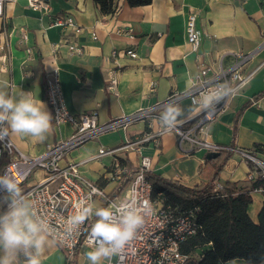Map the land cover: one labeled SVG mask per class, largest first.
I'll return each instance as SVG.
<instances>
[{
    "label": "crops",
    "instance_id": "crops-1",
    "mask_svg": "<svg viewBox=\"0 0 264 264\" xmlns=\"http://www.w3.org/2000/svg\"><path fill=\"white\" fill-rule=\"evenodd\" d=\"M46 2L50 15H70L81 32L63 34L59 28L51 27L47 13L32 11L26 0H5L0 19V90L12 96L20 91L30 92L50 113L44 84L46 77L55 72L68 110L74 115L96 112L99 123L155 104L172 92H184L186 80L194 78L201 64L212 70L226 66L232 61V53H248L264 38V0H152L150 5L137 8L118 0L119 11L112 17L101 15L92 0ZM190 13L196 14V28L201 34L196 53L186 39L185 22ZM3 23L7 27L6 42L1 29ZM23 33L24 42L21 41ZM72 44L80 48V54L68 51L67 45ZM124 49H132L136 58L120 54L113 62L111 51ZM260 64L254 77L230 100L227 109L207 131L213 143L264 157V94L260 95L264 90V47L246 65L245 72ZM108 70L116 73L117 95L105 88ZM181 105L191 104L183 100ZM197 114L193 112L189 118ZM157 129L155 122L151 130L145 122H138L124 131L103 134L71 151L64 162L82 163L79 166L82 176L110 194L118 184L108 179L114 160L124 161L133 169L139 161L134 150L121 148L128 141ZM71 131V126H55L51 121V129L43 142L10 130L7 137L21 154L36 156L64 140ZM100 148L115 152L112 156L92 159ZM140 150L150 159L151 174L186 187L206 183L212 172L204 164L210 153L192 151L186 143L179 149L174 133H165L157 144L144 143ZM250 170L248 160L232 155L225 161L214 185L219 184L223 189L233 185L235 191L249 190L251 185L246 176ZM41 178L42 173L37 171L25 185H33ZM250 196L248 215L256 221L264 195L251 193ZM4 211L6 205L0 203V213ZM89 250L79 246L70 264H89L83 255ZM66 258L54 243L46 246L41 257L42 264H67ZM22 261L20 257L17 264Z\"/></svg>",
    "mask_w": 264,
    "mask_h": 264
},
{
    "label": "built area",
    "instance_id": "built-area-1",
    "mask_svg": "<svg viewBox=\"0 0 264 264\" xmlns=\"http://www.w3.org/2000/svg\"><path fill=\"white\" fill-rule=\"evenodd\" d=\"M27 6L32 11L47 13L50 17L51 27L59 28L64 34L67 31L73 34L81 32L70 15H50L49 6L46 0H26ZM5 0H0V19L3 18ZM264 18V11H263ZM4 34V41H7V27L3 23L1 27ZM186 39L192 52H197L201 34L196 28V14L190 13L185 22ZM120 33L125 34L124 30ZM95 39V35H91ZM26 40V35H21V41ZM264 47V38L260 45L248 53H232V61L226 66L220 65L216 70L210 69L207 65L201 64L194 78L201 85H211L227 80L235 89L234 93L224 100L217 108L213 119L201 123V115L197 114L196 119L188 118L180 125V131L184 136L175 134L177 146L182 149L183 144H188L190 149L203 150L206 153L216 154L219 151H229L232 155H237L241 159L251 163V170L246 176L247 182L251 185L249 193H259L264 195V157H259L257 153L242 151L231 146H222L209 141L208 126L217 119L228 107L230 100L236 96L243 87L254 77L262 64L255 69L245 72L246 65L254 59L258 52ZM71 53L80 54L81 50L75 44L67 45ZM128 58H136V53L132 49L112 50L110 58L113 62L119 55ZM45 101L49 107L52 123L55 126L68 125L72 131L68 137L55 144L48 146L45 151L36 156H26L18 152L13 143L7 137L0 141V175L7 170L19 180L21 193L27 199L33 201L38 214L44 215L60 231L67 216L73 214L75 205L82 199H89L94 209L98 207H109L127 202L128 198L143 201L149 200L154 212L145 217L143 227L138 230L132 241L126 245L125 249L118 255L107 259L106 264H184L185 256L179 251V244L186 238L196 233L198 223L196 215L198 209L194 208L183 213L175 212L169 206H164L161 200V192L154 198L153 186L147 178L150 169V159L142 155L141 146L147 142L158 143V139L165 133L159 128L153 132H148L139 136L121 149L134 150L138 157V165L134 168L129 177V182L125 188L122 199L116 201V196H111L95 182L82 176L79 166L82 163L64 162L65 157L73 150L82 147L88 142L96 140L99 136L118 130H126L129 126L138 122H145L147 128L151 130L153 123H157L155 117L170 99H176L180 103L188 100L195 107L193 101L184 92H172L164 100L156 102L147 107L140 108L133 113L121 115L120 117L98 122L96 112L82 115L72 114L65 103L61 90L60 80L54 72L45 79ZM105 88L112 95H117L116 73L112 70L106 72ZM115 151L100 148L92 159L103 156H112ZM253 168V170H252ZM112 171L108 179L118 183L127 173L126 164H121L117 159L112 164ZM42 173V178L35 184L27 186L25 183L33 172ZM219 184L214 185V192L222 190ZM95 190V191H94ZM4 193L0 191V197ZM95 217L88 219L81 225L79 231L67 240H56L54 244L64 253L71 256L79 246L89 247L88 234L91 223Z\"/></svg>",
    "mask_w": 264,
    "mask_h": 264
},
{
    "label": "clouds",
    "instance_id": "clouds-1",
    "mask_svg": "<svg viewBox=\"0 0 264 264\" xmlns=\"http://www.w3.org/2000/svg\"><path fill=\"white\" fill-rule=\"evenodd\" d=\"M227 80L211 85H201L196 78L186 80L185 95L192 105L182 106L176 99H170L155 117L163 133L180 131L186 119L193 112L201 115V123L214 118L218 106L234 93ZM52 116L41 101L32 98L31 93L20 91L9 95L0 90V141L11 133L30 137L43 142L51 129ZM19 180L7 170L0 175V203L6 211L0 213V264H42L46 246L56 240H67L77 233L84 222L95 217L91 223L88 241L90 250L83 255L89 264H101L120 254L134 239L144 223L145 217L153 214L149 200L138 201L131 196L127 202L109 207H93L89 199H82L75 205V211L64 219L62 231L58 230L46 216L36 212L33 201L21 193ZM95 191V190H94Z\"/></svg>",
    "mask_w": 264,
    "mask_h": 264
},
{
    "label": "trees",
    "instance_id": "trees-1",
    "mask_svg": "<svg viewBox=\"0 0 264 264\" xmlns=\"http://www.w3.org/2000/svg\"><path fill=\"white\" fill-rule=\"evenodd\" d=\"M92 1L103 16L112 17L119 11L118 0ZM124 1L130 8L148 6L152 2ZM262 94L264 90L260 93ZM256 149L259 150L258 147ZM231 156L229 151H219L216 157L206 159L204 164L212 169L211 175L206 183L193 187L167 181L147 172L154 198L161 192L159 199L164 206L179 213L198 209L196 233L179 244L180 253L186 257L184 264H264V201L256 221H253L248 215V206L252 201L249 190L235 191L233 185L225 186L218 195L213 190L218 174ZM120 163L125 164L124 161ZM133 171L128 166L126 175L110 193L111 196L118 195L126 188ZM195 252L200 253L197 258L194 257ZM73 255L74 253L67 256V264L72 262Z\"/></svg>",
    "mask_w": 264,
    "mask_h": 264
},
{
    "label": "rangeland",
    "instance_id": "rangeland-1",
    "mask_svg": "<svg viewBox=\"0 0 264 264\" xmlns=\"http://www.w3.org/2000/svg\"><path fill=\"white\" fill-rule=\"evenodd\" d=\"M252 170H253V168H252ZM35 172H37V171H35ZM35 172H33V174H34ZM36 174H37V173H36ZM36 174H35V175H36ZM124 193H125V189L122 190V192H120L119 195H118L117 197H115V198H116V201L119 200V199H122L123 196H124ZM199 255H200L199 252H195L194 257L197 258Z\"/></svg>",
    "mask_w": 264,
    "mask_h": 264
},
{
    "label": "water",
    "instance_id": "water-1",
    "mask_svg": "<svg viewBox=\"0 0 264 264\" xmlns=\"http://www.w3.org/2000/svg\"><path fill=\"white\" fill-rule=\"evenodd\" d=\"M195 119H196V117L193 118V120H195ZM214 157H216V154H209V155L207 156V159L209 160V159H212V158H214Z\"/></svg>",
    "mask_w": 264,
    "mask_h": 264
}]
</instances>
